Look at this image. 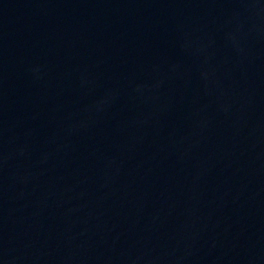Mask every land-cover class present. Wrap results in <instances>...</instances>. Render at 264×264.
Instances as JSON below:
<instances>
[{
  "label": "water",
  "instance_id": "water-1",
  "mask_svg": "<svg viewBox=\"0 0 264 264\" xmlns=\"http://www.w3.org/2000/svg\"><path fill=\"white\" fill-rule=\"evenodd\" d=\"M0 264H264V0H0Z\"/></svg>",
  "mask_w": 264,
  "mask_h": 264
}]
</instances>
